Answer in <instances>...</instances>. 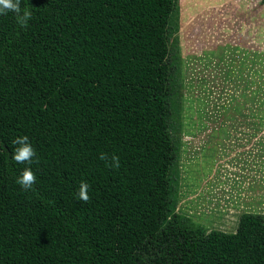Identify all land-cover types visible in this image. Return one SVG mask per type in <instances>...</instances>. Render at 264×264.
<instances>
[{"label": "trees", "instance_id": "16d2710c", "mask_svg": "<svg viewBox=\"0 0 264 264\" xmlns=\"http://www.w3.org/2000/svg\"><path fill=\"white\" fill-rule=\"evenodd\" d=\"M26 4L24 26L0 14V264H264V215L225 232L177 210L179 0Z\"/></svg>", "mask_w": 264, "mask_h": 264}, {"label": "rangeland", "instance_id": "374dc122", "mask_svg": "<svg viewBox=\"0 0 264 264\" xmlns=\"http://www.w3.org/2000/svg\"><path fill=\"white\" fill-rule=\"evenodd\" d=\"M179 18L177 210L233 232L264 215V0H179Z\"/></svg>", "mask_w": 264, "mask_h": 264}, {"label": "clouds", "instance_id": "9594fccd", "mask_svg": "<svg viewBox=\"0 0 264 264\" xmlns=\"http://www.w3.org/2000/svg\"><path fill=\"white\" fill-rule=\"evenodd\" d=\"M9 12L15 14L17 23L21 26L26 25L33 14L28 4L23 8L21 7V0H0V14H8ZM12 143L16 145L11 156L12 160L17 164H31L33 158L36 156V152L31 146L28 137L18 136L12 141ZM99 158L101 160L110 159L111 163L109 164V167H120L119 157L112 156L109 158L107 155L101 153ZM16 183L24 190L33 189V186L36 183V176L31 168H24L17 178ZM77 198L84 203L89 201V185L86 182L80 183Z\"/></svg>", "mask_w": 264, "mask_h": 264}]
</instances>
